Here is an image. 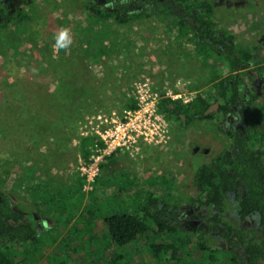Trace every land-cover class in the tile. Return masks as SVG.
<instances>
[{
  "label": "trees",
  "instance_id": "1",
  "mask_svg": "<svg viewBox=\"0 0 264 264\" xmlns=\"http://www.w3.org/2000/svg\"><path fill=\"white\" fill-rule=\"evenodd\" d=\"M3 13L0 9V14ZM112 14L106 10H102L100 14L87 12L85 21L70 29L73 35L71 48L59 51L55 59L53 44L56 34L53 37L52 33L46 34L49 27L48 17L46 20H41V17L37 20L38 15L32 17L27 11L20 9L0 21L1 29L14 27L17 32L36 33L46 41L48 37L51 40L48 43L51 44V49L48 50V44L43 46V58L48 50L51 54L50 63H62L75 75H69L74 81L68 78L63 83L65 92L62 96H55L56 89L61 85L59 81L54 84L49 80L44 87V90L47 89V96L35 98L32 104L33 115L29 119L33 123L36 120L40 127H35L34 136L30 131L31 147L25 152L27 157L20 160V164L17 163L15 167L17 179L14 188H17L23 198H28L42 215L54 216L55 228L37 233L33 215L26 210H18L10 197L0 189V264H135L139 260L145 262V256L148 255L153 259L145 264H239L235 249L225 247L204 230H186L178 221L165 220L162 217L165 209L184 202L178 193V200L171 201L175 192L170 190L172 186L169 184L174 181V177L168 172L157 174L153 170H147L142 176H135L136 173L133 175L129 170L116 169L118 153L121 152L116 151L102 162L101 172L88 192L83 188L84 178L78 170L69 182H58L46 176L44 169L47 166L44 164L47 163L52 168L56 163L58 165L61 156L64 162L63 165L59 163L60 171L69 169L72 161L76 159L78 162L79 157L90 160L96 149L94 137L81 135L78 149L68 150L67 144L71 137L69 127L77 123L73 115L87 113V116H92L102 110L98 109L91 115L92 111L82 109L85 101L93 106L96 102L103 107L106 102L113 104L117 90L123 85L120 71L125 58H120L117 62L119 58L115 55L121 52L129 54L133 37L138 38L140 35L135 33L125 38L126 34L115 33L112 25L116 22L127 25L129 19H115L109 23L107 19ZM149 28L148 33L151 34L154 26ZM177 37L183 40L186 38ZM227 38L238 49L234 36ZM188 41L185 40L184 43ZM37 43L38 41L35 45ZM196 48L202 64L210 67L209 82L235 69L233 53L227 56L229 63L222 62L216 66L213 62L216 53L209 43L204 42L200 47L196 45ZM140 54L143 55L141 51ZM99 69L104 71L102 76L96 74ZM47 70L48 67H44L41 71ZM36 83L40 87L44 85ZM91 84L95 86L92 87ZM226 84L222 82L223 87ZM219 85L215 83L207 88L187 86L188 91H196V97L188 103L170 98L161 99L159 108L163 119L169 123L170 128L178 129L187 127L197 118H206L205 113L211 104L216 101L223 104L220 97L223 88L220 91ZM73 88L83 93L93 91L97 95L87 99L84 94L74 104L75 99L69 100ZM57 97L59 101L55 99ZM135 107L134 99L127 96L120 110ZM61 135H68V140L65 141ZM11 173L12 169L1 171L3 182H6L5 176H10ZM218 176V172L205 165H200L194 174L195 187L202 191L207 187L210 190L209 200L217 207L220 200ZM63 214L68 216L67 222L72 228L64 231L65 242H58L62 231L56 227ZM252 246L245 244L252 254L248 264H263L258 261L262 259V256L258 258L259 250L250 249ZM124 247L129 249V255H126ZM85 250L87 253H96V258L87 259ZM142 250H145L144 256H141Z\"/></svg>",
  "mask_w": 264,
  "mask_h": 264
},
{
  "label": "flooded vegetation",
  "instance_id": "2",
  "mask_svg": "<svg viewBox=\"0 0 264 264\" xmlns=\"http://www.w3.org/2000/svg\"><path fill=\"white\" fill-rule=\"evenodd\" d=\"M61 1L43 3L52 6L53 11H60L57 18L47 12L46 34H56L65 27L74 29L85 21L87 12L100 14L106 10L113 13L107 19L109 23L128 18L127 23H133L137 29L140 28L136 24L144 25V31L154 26L151 33L160 38L185 36L187 44L195 48L209 43L216 53L213 57L216 66L229 63L227 56L234 54L235 69L212 82L208 81L210 67L206 66V88L220 84L223 104L214 102L207 109L206 118H197L189 124L192 154L201 159L196 167L192 166L194 174L200 165L218 172L219 206L210 202L207 187L203 191L195 187L193 177L192 190L196 195L171 205L162 217L178 221L186 230H204L225 247L235 249L239 264L250 262L252 254L245 244L253 245L250 249L259 250L258 258L262 259L258 261L264 264V0ZM0 3L4 12L0 21L20 9L32 17L38 15L37 20L41 17V1L0 0ZM78 17L83 21H77ZM124 26L116 22L112 29L117 34L140 32ZM227 36H234L238 49ZM190 60L202 62L197 57ZM223 81L227 83L225 87ZM28 212L33 215L37 233L53 229L54 225L38 210Z\"/></svg>",
  "mask_w": 264,
  "mask_h": 264
},
{
  "label": "rangeland",
  "instance_id": "3",
  "mask_svg": "<svg viewBox=\"0 0 264 264\" xmlns=\"http://www.w3.org/2000/svg\"><path fill=\"white\" fill-rule=\"evenodd\" d=\"M38 1H41V18L46 20L48 16L47 11L55 18L59 16L60 11H53L52 6L43 4L46 0ZM60 5L62 6V4ZM58 7L59 6H56V8ZM79 18L80 17H78L77 21H83V19ZM136 25L140 29H137L133 23H128L124 26L127 30L134 28L135 31H140V36L138 38L133 37V42L129 46V54H121V52L115 55V57L119 58V60H116L117 62L120 61V58H125L124 65L120 71L123 85L121 84V87L117 90L113 104L106 102L103 107L97 105L96 102V105L93 106L85 101L82 109L85 110L87 108V111H92L91 115L98 109H102L105 112H110V110L123 111L124 109L120 110V106L125 97L131 96V83L138 79L148 78L156 87H161L163 83L166 85L168 81L172 80L175 82L179 79L181 83H189V87L199 86L201 88H206L208 83L205 77L207 76L206 66L203 65L202 62L190 60L193 57L200 59L197 48H194L193 45L184 43L186 39L181 40L179 37L160 38L153 33L149 34L148 30L144 31L142 29L144 25ZM13 28L14 27H12V29L9 27L8 29L0 28V174L1 171L12 169L11 175L5 176L6 182H3V178L0 177V189L10 197L16 208L30 211V209L36 210L35 206L28 198H23L21 193L17 188H14L13 185L17 179L15 167H17V163L20 164V160L26 159L27 156L25 152L31 147V143L29 142L30 131L34 136L35 127H40L36 124V120L33 123V121L29 119V117L32 118L31 115H33L34 111L32 104L35 98L47 96V89L44 90V87L49 83V80L54 84L56 81H59L61 84L55 92V96L60 97L65 92L63 83H66L68 78L70 81H74L71 80L73 78L69 77V75H75H73L68 68H65L64 64L49 62L51 54L48 50L50 51L51 44L49 45L48 43H51V40L48 37L46 41V39L40 38L36 33H20ZM130 32H132V30H130ZM142 34L144 36H142ZM51 35L53 37L55 34L52 33ZM130 35L131 34H126L124 37L128 38ZM36 39L38 43L35 45L37 42ZM46 44H48L49 47L45 54V58H43L42 48ZM139 51H141L143 55H139ZM42 66L45 68L48 67L47 72L41 71L44 68ZM101 69H99L96 74L102 76L104 71ZM40 76L50 77L40 78ZM36 82L44 85L40 87ZM181 83L180 85H182ZM77 84L78 87H81L79 83ZM91 86L93 87L95 85L91 84ZM35 92L40 94H36ZM82 95L88 99L89 97L95 98L97 94H94L93 91H86L83 93V91L73 88L69 100L75 99L76 101L74 104L78 103L77 99ZM55 99L59 101L58 97ZM87 115L89 114L81 113L79 115H73L77 123L70 125L69 131L71 134L67 131L71 136L67 144L68 150L78 149V142L81 139V128L84 123V118ZM38 121L39 119H37V122ZM62 129H65V127ZM171 132L170 141L164 145L155 146L142 144L139 152L136 154L122 151L123 154L119 156L115 168L129 170L133 175L136 173L135 176H142L147 170H153V173L157 174H166L168 172V174L174 177V181H170L169 185L172 186L170 190L175 192V196L171 201L175 202L178 200L176 193L180 194V197L183 199H187L191 195H196V192L192 190L194 167L197 166L201 159L199 156L195 157L192 154L189 125L187 127H179L178 129H175V127L171 128ZM61 137L65 141L69 138L68 135L66 137L61 135ZM77 154H79V152H77ZM9 162L11 164H9ZM63 162L64 159H62L61 156L59 163L63 165ZM59 163L58 165L56 163L52 168L51 165L47 163L44 164L47 166V168L44 169L46 176L54 178L58 182H69L77 171V160L75 159L72 161L69 169L65 171H60L61 165ZM193 165L194 167H192ZM67 217L66 214H63L56 227V229L60 228L62 231L59 236L60 239H57L58 242H65L64 231L72 228V225L67 222ZM50 221L53 220L50 218ZM75 240L78 242L76 238ZM102 240L103 239H101V241ZM124 250L126 255H129V249L124 247ZM85 254L87 259L91 257L96 258L97 256L96 253H87L86 250ZM144 255L145 250H142L141 256ZM152 259L151 255L145 256V262L150 263ZM145 262L139 260L136 261L135 264H145Z\"/></svg>",
  "mask_w": 264,
  "mask_h": 264
},
{
  "label": "built area",
  "instance_id": "4",
  "mask_svg": "<svg viewBox=\"0 0 264 264\" xmlns=\"http://www.w3.org/2000/svg\"><path fill=\"white\" fill-rule=\"evenodd\" d=\"M168 81L161 87L153 85L148 78L131 83V97L135 108L123 111L100 110L87 116L81 128V135L96 139V149L90 160L79 157L77 170L84 178L83 188L90 191L101 172V164L116 151L131 154L139 152L142 144L164 145L171 139V128L161 114L159 105L163 98L191 102L196 97L195 90H187L189 83Z\"/></svg>",
  "mask_w": 264,
  "mask_h": 264
},
{
  "label": "clouds",
  "instance_id": "5",
  "mask_svg": "<svg viewBox=\"0 0 264 264\" xmlns=\"http://www.w3.org/2000/svg\"><path fill=\"white\" fill-rule=\"evenodd\" d=\"M73 44V35L67 27L60 29L55 35V43L53 44V58L61 50L70 49ZM35 71V69H34Z\"/></svg>",
  "mask_w": 264,
  "mask_h": 264
},
{
  "label": "crops",
  "instance_id": "6",
  "mask_svg": "<svg viewBox=\"0 0 264 264\" xmlns=\"http://www.w3.org/2000/svg\"><path fill=\"white\" fill-rule=\"evenodd\" d=\"M121 154H123L122 151L118 153V158H119V156H122ZM50 218H51L53 221H50ZM54 218H55L54 216H53V217H52V216H49V217L46 216V219L48 220L49 224H53L54 227H55V224H54V222H55V221H54Z\"/></svg>",
  "mask_w": 264,
  "mask_h": 264
},
{
  "label": "water",
  "instance_id": "7",
  "mask_svg": "<svg viewBox=\"0 0 264 264\" xmlns=\"http://www.w3.org/2000/svg\"><path fill=\"white\" fill-rule=\"evenodd\" d=\"M208 112H206V114H207Z\"/></svg>",
  "mask_w": 264,
  "mask_h": 264
}]
</instances>
